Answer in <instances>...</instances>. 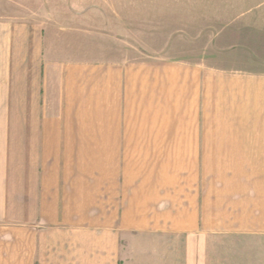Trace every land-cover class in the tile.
<instances>
[{
  "label": "crops",
  "instance_id": "1",
  "mask_svg": "<svg viewBox=\"0 0 264 264\" xmlns=\"http://www.w3.org/2000/svg\"><path fill=\"white\" fill-rule=\"evenodd\" d=\"M257 2L149 58L3 5L0 264H264Z\"/></svg>",
  "mask_w": 264,
  "mask_h": 264
},
{
  "label": "rangeland",
  "instance_id": "2",
  "mask_svg": "<svg viewBox=\"0 0 264 264\" xmlns=\"http://www.w3.org/2000/svg\"><path fill=\"white\" fill-rule=\"evenodd\" d=\"M257 1L259 0H0V9L6 4L11 6L14 13H29V18L36 16L32 15V11H38L50 39L56 40V44H62V38L65 40L64 47L75 44L77 49L103 54L105 51L101 48L106 42L102 38L114 36L115 41L110 47L115 46L117 37L124 38L125 55L136 54V57L149 58L160 55L177 56L179 53L168 51L164 45L170 38H179L188 29L195 33L202 23L204 27H211L215 21L223 22L220 19L225 18L228 20L254 7L258 4ZM198 14L200 19L196 17ZM70 27L75 30L69 31ZM71 31H75L76 35L70 36L68 43Z\"/></svg>",
  "mask_w": 264,
  "mask_h": 264
}]
</instances>
